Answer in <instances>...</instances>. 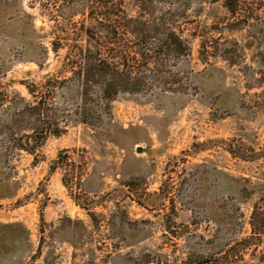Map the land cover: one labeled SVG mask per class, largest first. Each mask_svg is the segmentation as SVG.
I'll return each instance as SVG.
<instances>
[{"label":"rangeland","instance_id":"rangeland-1","mask_svg":"<svg viewBox=\"0 0 264 264\" xmlns=\"http://www.w3.org/2000/svg\"><path fill=\"white\" fill-rule=\"evenodd\" d=\"M103 1L0 0V264H186L253 232L239 264H257L264 0H153L144 13L112 0L110 22ZM121 17L167 26L185 53L149 43L160 55L136 56L135 92L106 110L93 88L99 120L77 124L76 53ZM40 100L42 145L47 126L24 109ZM27 137L32 155L16 148Z\"/></svg>","mask_w":264,"mask_h":264},{"label":"trees","instance_id":"trees-1","mask_svg":"<svg viewBox=\"0 0 264 264\" xmlns=\"http://www.w3.org/2000/svg\"><path fill=\"white\" fill-rule=\"evenodd\" d=\"M120 1L123 3L125 0ZM127 1L138 4L143 13L148 12L153 5V0ZM112 2V0L103 1L105 21L110 22L112 16L118 18V15L115 14L117 6L113 8ZM183 4L182 8L186 9L188 0H183ZM120 19L118 22L114 21L113 24L109 23V25L103 26L102 29H97L98 34L88 33V39L93 41L95 45L89 44L76 53V62L72 73L76 75L81 87L80 109L75 116V123L77 124L92 126L93 122L99 120L97 113L86 109V99L93 88L96 89L93 90L98 94L97 102L106 110L109 109L110 104L119 94H133L135 92V89L140 84V79L136 77L132 66L135 65L136 56H139L145 62H150L160 55L154 49H148L150 47L148 46L149 43L160 42L167 47L175 48L174 54L176 55L185 53L183 42L167 26L151 25L153 22L128 19L127 17H121ZM130 44L135 45L134 48L129 47ZM136 48L139 49L136 50ZM31 94L33 93L31 92ZM35 104L32 107L31 105H26L24 109L29 108L36 111L38 123H41L42 126H47V128H42L40 142V145H42L46 136L50 133L51 122L42 113V100ZM55 134L57 135L58 133L55 132ZM31 138L27 137V142L25 144L20 142L16 145V148L30 155L34 154L37 143L30 145L28 141ZM257 237H260V234L253 232L250 237L243 239L239 243L237 242L226 251L220 253L222 255H212L208 258L198 257V259H194V262L191 259L194 257H189L186 264H239L244 258L246 251L251 246H257L255 244V238ZM257 258V264H264V254Z\"/></svg>","mask_w":264,"mask_h":264}]
</instances>
